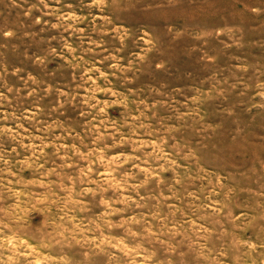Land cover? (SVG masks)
<instances>
[{
  "label": "rangeland",
  "instance_id": "1",
  "mask_svg": "<svg viewBox=\"0 0 264 264\" xmlns=\"http://www.w3.org/2000/svg\"><path fill=\"white\" fill-rule=\"evenodd\" d=\"M0 264H264V0H0Z\"/></svg>",
  "mask_w": 264,
  "mask_h": 264
}]
</instances>
